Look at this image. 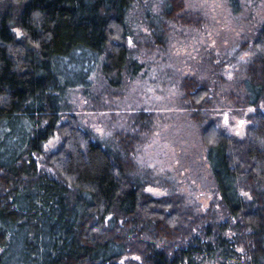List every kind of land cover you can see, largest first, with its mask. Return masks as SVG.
I'll use <instances>...</instances> for the list:
<instances>
[{
	"label": "trees",
	"instance_id": "obj_1",
	"mask_svg": "<svg viewBox=\"0 0 264 264\" xmlns=\"http://www.w3.org/2000/svg\"><path fill=\"white\" fill-rule=\"evenodd\" d=\"M134 3L0 0V264H264V24L227 94L237 111L256 110L245 138L207 122L217 86L181 84L215 185L204 212L185 197H154L136 175V149L155 129L149 114L110 143L76 118L63 122L68 94L88 92L96 72L111 87L140 72L128 43ZM163 17L201 24L185 0H167ZM57 133L61 145L46 154Z\"/></svg>",
	"mask_w": 264,
	"mask_h": 264
},
{
	"label": "rangeland",
	"instance_id": "obj_2",
	"mask_svg": "<svg viewBox=\"0 0 264 264\" xmlns=\"http://www.w3.org/2000/svg\"><path fill=\"white\" fill-rule=\"evenodd\" d=\"M166 2L135 0L128 43L133 59L142 66L140 72L126 76L118 87L96 72L88 92L77 88L68 94L63 122L76 118L100 141L110 143L116 134L130 132L131 117L149 114L155 129L144 133L148 137L136 149V175L149 181L146 191L154 197H185L204 212L214 200L215 185L202 130L185 108L181 84L186 77H196L217 86L207 122H216L229 136L245 138L248 116L256 110L237 111L227 94L245 77L256 54L254 40L264 24V0H185L186 11L201 19L198 27L165 20ZM164 22L168 33L160 45L154 34L163 32ZM261 109L264 112V104ZM62 140L57 133L46 143L45 153L56 151Z\"/></svg>",
	"mask_w": 264,
	"mask_h": 264
},
{
	"label": "snow or ice",
	"instance_id": "obj_3",
	"mask_svg": "<svg viewBox=\"0 0 264 264\" xmlns=\"http://www.w3.org/2000/svg\"><path fill=\"white\" fill-rule=\"evenodd\" d=\"M227 122V121H226Z\"/></svg>",
	"mask_w": 264,
	"mask_h": 264
}]
</instances>
